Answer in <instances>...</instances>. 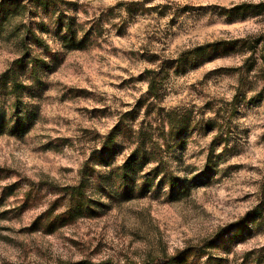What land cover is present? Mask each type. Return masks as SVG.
Segmentation results:
<instances>
[{
    "label": "rangeland",
    "instance_id": "374dc122",
    "mask_svg": "<svg viewBox=\"0 0 264 264\" xmlns=\"http://www.w3.org/2000/svg\"><path fill=\"white\" fill-rule=\"evenodd\" d=\"M15 1L0 37V126L9 70L31 85L22 100L34 117L23 136L0 133V264H145L184 250H201L196 264H264V217L236 235L264 205V0ZM61 15L75 18L80 49L56 35ZM30 28L50 51L24 45ZM25 54L50 67L32 72ZM116 127V166L142 137L156 153L136 175L148 192L130 200L94 165ZM88 162L102 182L87 189L98 215L34 230ZM172 176L187 185L179 199Z\"/></svg>",
    "mask_w": 264,
    "mask_h": 264
},
{
    "label": "trees",
    "instance_id": "16d2710c",
    "mask_svg": "<svg viewBox=\"0 0 264 264\" xmlns=\"http://www.w3.org/2000/svg\"><path fill=\"white\" fill-rule=\"evenodd\" d=\"M59 0H40L39 4L45 7L51 6L54 7V3L57 4ZM20 2L15 0H0V37L6 32L7 24L9 21V12L10 5L15 7L19 5ZM19 17V16H18ZM59 26L57 28L56 35L60 37V41L71 50H78L82 47L83 43L86 41L85 37L78 36V28L75 26L76 20L73 17H66L61 15L58 18ZM21 25H24L23 21L19 22ZM20 25V26H21ZM20 32V28H18ZM24 45L35 46L39 48H44L45 50L50 51L49 45L44 38L37 35L32 28L27 31V34L23 39ZM204 48H199L198 52H203ZM30 50V49H28ZM29 54H25L19 60L20 63H23L25 66L32 64L31 71L36 72L38 68L44 67L49 68L50 65L44 60H40V58H36L29 62L23 58L27 57ZM262 61L264 63V55L262 56ZM42 64V66L40 65ZM15 70H9L2 76V83L4 86V90L8 95L12 97L11 104V119L8 122H5L3 126H0V133H9L12 136H23L25 135L31 124L32 118L34 117L32 113H30L29 108L30 105H25L22 96L25 93V90H28L31 85L26 84L25 81L18 80ZM152 73V72H151ZM154 73V72H153ZM264 78V69L260 70ZM148 92L150 95H157V86L156 79H152L149 82ZM119 127L115 128V130L110 133L107 138V141L103 143V146L100 151H97L95 154L94 165L100 164L106 167L109 170L108 181L110 185L115 184L119 185L124 194L122 196L127 199H133L135 194L138 193L139 196L144 195L148 192V187L146 188L145 184L151 182V180H147L141 184V186L137 185L136 175L140 172L143 167H145L152 159L156 158L155 149L152 147L150 150L146 147V141L142 137V141L138 143L137 147L128 155V157L124 160L121 165L116 166L114 162L115 158V148L114 144L117 141V136L119 135ZM209 166H206L204 176H207V171ZM160 166H156L152 172L159 173ZM95 171V168L90 166V163H86L84 166V171L82 172V178L80 182L74 186H67L63 188V198H58L54 200V202L50 205L49 209L45 212L44 215L40 216L36 222L34 223V230L44 229L48 233H53L58 228L66 226L67 224L72 223L78 218L82 217H93L98 215L99 206H101L99 200H94L92 196L87 194V189L94 182V184H101L99 182V178H93L92 172ZM169 183L171 187V196L175 199L181 198L184 194H186L187 185L185 183L180 184L179 181L175 178L170 177ZM204 180L207 177L203 178ZM204 184L205 182L202 180L200 182ZM15 186V185H14ZM9 187L12 191L13 187ZM135 187V188H134ZM262 196H264V188L262 190ZM67 200L66 210L62 213H56L58 208L61 206L60 201ZM263 203H260L257 207H255L252 211H250L238 224V228L236 231V235H242L245 231L252 230L250 229L251 225L259 222V219L264 217ZM201 250L191 251L184 250L176 253L173 256L166 257L163 259H156L145 264H196L200 258L202 257ZM68 264H112L109 262L102 263H92L88 261H81L79 263H68ZM137 264V263H133Z\"/></svg>",
    "mask_w": 264,
    "mask_h": 264
}]
</instances>
